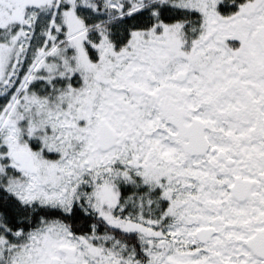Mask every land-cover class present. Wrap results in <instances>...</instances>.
<instances>
[{"label":"snow or ice","instance_id":"snow-or-ice-1","mask_svg":"<svg viewBox=\"0 0 264 264\" xmlns=\"http://www.w3.org/2000/svg\"><path fill=\"white\" fill-rule=\"evenodd\" d=\"M0 264H264V0H0Z\"/></svg>","mask_w":264,"mask_h":264}]
</instances>
